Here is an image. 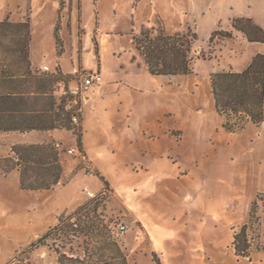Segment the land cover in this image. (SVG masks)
Masks as SVG:
<instances>
[{"label": "rangeland", "instance_id": "1", "mask_svg": "<svg viewBox=\"0 0 264 264\" xmlns=\"http://www.w3.org/2000/svg\"><path fill=\"white\" fill-rule=\"evenodd\" d=\"M101 1L104 24L96 30L94 0H86L84 62L87 67L98 62L96 33L103 67L112 71L115 82L94 94L86 107L93 118L85 135L88 154L61 150L65 184L50 190L22 189L17 173L0 165V264H60L62 254L83 259L87 246L92 252L88 260L96 264L101 258L93 244H101L99 237L115 241L127 264H264V250L249 259L238 256L234 246L235 234L249 222L253 201L261 194L264 199V123L226 129L211 85L212 73L240 69L264 50V44L246 40L231 45L235 37L226 35H234L230 17L248 7L218 0H201L196 8L189 0ZM244 1L264 15V0ZM25 2L0 0V9L4 13L13 7L9 16L19 21ZM34 3L40 18L43 0ZM157 15L169 34L197 31L195 54L212 52V57L196 59L187 76H154L144 61L140 66L143 57L133 34H156ZM34 22L35 39H51V21ZM213 30L218 32L210 41ZM65 37L71 49L74 38L68 31ZM73 46L76 50V41ZM42 50L37 45L32 58H50ZM73 61L68 54L70 70L76 66ZM64 137L66 142L73 139L67 133ZM12 139L0 136V164L5 166L11 161L3 153ZM259 202L249 235L264 245V201ZM80 206L71 222L82 227L45 237ZM93 231L97 233L90 240L88 232ZM110 256L111 251L105 255L108 264H118Z\"/></svg>", "mask_w": 264, "mask_h": 264}, {"label": "trees", "instance_id": "2", "mask_svg": "<svg viewBox=\"0 0 264 264\" xmlns=\"http://www.w3.org/2000/svg\"><path fill=\"white\" fill-rule=\"evenodd\" d=\"M233 28L246 34L249 41L264 42V29L251 18L237 17L232 20ZM60 27H55V37L59 54L63 51V41ZM214 31L210 37L213 41ZM227 36L233 37L232 32ZM31 26L28 20L12 21L0 18V130L1 131H31L66 128L76 137L80 151H83L82 122L73 121L74 110L66 107L71 102L69 82L74 75L64 74L58 66L56 72L49 73L33 69L30 59ZM198 35L195 32L187 34H169L164 27L157 29L156 34L143 31L133 36L134 44L140 52L151 74L160 75H191L196 59L212 57L203 51L195 54V42ZM64 84V93L57 97L56 93ZM211 85L217 112L223 116L228 130L243 127L249 122L257 125L264 123V53L254 56L251 63L242 71H218L211 74ZM81 108L80 101L75 110ZM80 115V113H79ZM81 122V123H80ZM55 141L45 144L14 145L13 156L7 157L11 163L0 164L7 173L18 169L20 185L26 190H50L59 182L64 183V166L62 156ZM104 180V189L110 185ZM65 184V183H64ZM263 194L252 203L249 212V222L254 220L259 209V201H264ZM80 206L70 216L60 218L58 224L49 230L46 238L53 232H75L82 223L71 222V219L82 209ZM258 208V209H256ZM245 223L235 234V253L240 257L251 259L255 251L264 250V245L256 243L249 235L253 232L251 225ZM97 232H88L93 240ZM87 235V233H84ZM261 235L259 234V239ZM101 244L95 242L93 247L99 254L96 264H108L105 257L111 251L110 257L116 263L127 264L126 255L115 242L99 237ZM105 246H104V245ZM44 245V242H41ZM108 245V247H107ZM109 245L112 249H109ZM91 248L85 247V257L73 258L62 254L60 264H92L90 262ZM94 251V250H93ZM110 264V263H109Z\"/></svg>", "mask_w": 264, "mask_h": 264}, {"label": "crops", "instance_id": "3", "mask_svg": "<svg viewBox=\"0 0 264 264\" xmlns=\"http://www.w3.org/2000/svg\"><path fill=\"white\" fill-rule=\"evenodd\" d=\"M189 1L191 2L192 6H194V8H196V6H198V5L202 6L201 0H189ZM49 3H52V5H53L52 8H50L48 6ZM218 3H221L223 5L227 4L230 6L241 4V6L248 7V11H245V9H243L241 11H239V10L236 11L232 15V17H230V19H229V20H231V24H232V20L234 18L246 17V18H251L257 25H259L260 27H262L264 29V15L258 14V13H255L254 11H252V9H251L252 4H247V2H245L244 0H234V1H232V0H218ZM254 3H255V0H254L253 4ZM94 5H95L94 6V12L92 13L93 22H94L96 30H100L102 25L104 24L103 11H102V9H103L102 7H103L104 3H102L101 0H94ZM210 5L211 4H208V6H210ZM15 7H19V4H17ZM20 7H21V12H20L21 16H17V20H20V21L28 20L30 23V26H31L32 39H31V46H30V59H31V64H32L33 69H38V70L47 72L45 70V66H48L49 70L51 71L49 73H54L57 70L56 68L59 66L64 74L77 76V78H73L72 81L69 82V89L70 90L76 88L80 84L81 77H82L83 73L97 72L98 71L102 75V81L98 84L92 85L90 87V89L88 91H86L84 93L83 97L80 99V101H81V112L80 113H81V122H82V126H83V151L88 154L89 150H88V147L85 143V135L87 132L91 131L93 128L92 127L93 118L91 116H88V114L86 113V107L92 103L94 94H96L97 92H99L103 88H107L110 84H113L115 82V79L114 78L112 79V71L106 70L103 67V62L100 58L99 42H98L96 33L94 34V37H93V43H94L95 56H96V59H98V62L95 66H91V67H87V65H85L84 56H83L84 32H85V30H84L83 26L85 25V22L87 21L86 0H43V6L39 12L40 18L37 15L38 14L37 13L38 8L35 5L34 0H26L24 6H20ZM12 8L13 7H10L9 9L5 10L4 13H2V11L0 9V18L12 20L11 19L12 15L9 16V12H10L9 10H12ZM181 11L183 12L184 9H182ZM22 15H24V16H22ZM157 16H159V15H157ZM38 20H40V21L41 20L51 21V26H52L51 39L47 38V37L40 38L38 41L35 39V36L33 33V24L35 23L34 21H38ZM158 20H159V25H158L157 29H159L162 26L165 28V30H167L165 22L160 16L158 17ZM57 25H59V27H60L59 32H60L61 39L63 41V47H62L63 51L60 54L58 52V47H57V42H56V37H55V27ZM232 28H233V26H232ZM157 29L154 31H157ZM233 30H234V37L235 38L233 39L232 42H230V43H232L231 45H234L236 42H238V39L239 40H246L250 43H257V44L262 43V44H264V42H260V41H249V39L247 38V36L244 32L240 31L243 34H241V33L239 34V32H237L239 30H237L235 28H233ZM66 31H68L70 36L74 38L72 40L71 49H69L67 39L65 37ZM214 31L215 30H213L211 32V35ZM228 31H230V30H228ZM235 31L237 32V34ZM195 33L198 35L197 31ZM136 34L134 33L133 36ZM176 34H187V33H176ZM211 35H210V37H211ZM198 37H199V35H198ZM74 41H76V43H77L76 50H75V47L73 46ZM133 43H134V40H133ZM36 44L38 46H44V50H42L41 53L44 54V56L50 55V58L48 57V58L43 59L41 61L33 59L32 55H33V51H34L35 47H37ZM50 45H51V53L49 51ZM46 49H47L48 53H47ZM258 53H264V50H262V51L259 50L256 54H258ZM68 54H70L72 62H74L73 59L76 60V66L75 67L73 66V70L68 69L66 67V64H65V59H66ZM253 58H252V60H253ZM133 59L137 60L138 59L137 55H136V58L134 56ZM143 61H144V58L142 59L140 57L139 62H138L140 66H142ZM251 61L246 66H244L240 69L230 67L229 70L242 71L251 63ZM144 64L146 65L145 61H144ZM146 67H147V65H146ZM223 71H228V70H223ZM154 76H156V75H154ZM160 76H176V75H160ZM63 93H64V87L61 85V88L56 93V96L60 97ZM94 110L95 109H93V111ZM66 133L73 137L71 142L65 141L64 135ZM0 136L13 138L11 141L10 148L7 149V151H5L3 153V155H5L7 157L13 156L12 147L14 145L45 144L51 140H54L55 143H57V142L61 143L62 146L66 147V148L71 147V148L76 149L77 152L80 151V149L77 145L75 135L73 134V132L71 130H68L66 128H55V129H51V130H31V131H25V132H21V131H17V130H13V131H1L0 130ZM57 149L59 152H61V149H59L58 147H57ZM62 163L64 166V174L67 175L66 163H65V161H62ZM15 172L17 173V175L19 177V182H20V173H19L18 169H13L9 174L15 173Z\"/></svg>", "mask_w": 264, "mask_h": 264}, {"label": "built area", "instance_id": "4", "mask_svg": "<svg viewBox=\"0 0 264 264\" xmlns=\"http://www.w3.org/2000/svg\"><path fill=\"white\" fill-rule=\"evenodd\" d=\"M45 70H49L48 66H45ZM102 81V75L100 72H88V73H83L81 77V82L80 84L70 90V94L72 96L71 102L67 105L68 110H74L73 114V121L78 123L80 121V115L79 113L81 112V108H78L75 110L76 104L79 102V100L83 97L84 93L90 89L92 85L98 84ZM56 146L61 149L67 151V153H76V149L74 148H64L61 143L57 142ZM88 194L92 195L91 191H88ZM120 230L124 231L126 230V225L122 224L119 227Z\"/></svg>", "mask_w": 264, "mask_h": 264}]
</instances>
